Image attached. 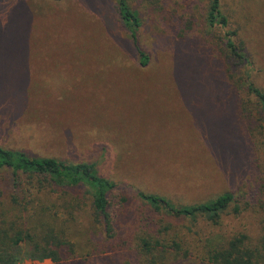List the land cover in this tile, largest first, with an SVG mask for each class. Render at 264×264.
I'll list each match as a JSON object with an SVG mask.
<instances>
[{"label":"rangeland","instance_id":"1","mask_svg":"<svg viewBox=\"0 0 264 264\" xmlns=\"http://www.w3.org/2000/svg\"><path fill=\"white\" fill-rule=\"evenodd\" d=\"M128 1L142 24L138 44L152 59L146 71L137 68L115 0H0V146L93 164L126 187L127 205L142 219L158 217L136 191L163 195L175 205L201 203L229 190L250 200L252 175L264 181V119L252 110L243 135L246 122L217 92L230 67L228 32H236L233 41L243 42L249 61L240 69L232 61L236 76L245 73L264 89V0H220L226 28L207 26L210 0H162L161 10ZM162 12L177 26L164 23ZM154 71L160 89L152 83L153 90L132 94L126 88L124 76L141 78L140 88L155 81ZM193 82L200 90H192ZM182 83L189 90H181ZM28 193L18 206L0 186V231L52 228L71 241L78 256L101 250L88 206L70 209L75 203L69 199L37 189ZM125 217L133 221L131 213ZM162 220L193 249L185 264H202L197 255H206L207 239L216 244L235 233L246 234L249 248L262 251L264 223L253 208L237 216L226 212L215 227L165 215ZM136 251L130 242L119 253L126 264H142ZM169 252L165 264L176 261Z\"/></svg>","mask_w":264,"mask_h":264},{"label":"trees","instance_id":"2","mask_svg":"<svg viewBox=\"0 0 264 264\" xmlns=\"http://www.w3.org/2000/svg\"><path fill=\"white\" fill-rule=\"evenodd\" d=\"M141 1L153 9L159 5L161 10L162 0ZM115 13L126 29L138 56L137 68L145 71L151 69L152 59L146 48L138 44V32L142 27L139 14L130 7L128 0H115ZM160 19L171 24L169 26H177L165 12H162ZM205 20L207 26L211 28L215 26L226 28L228 20L221 11L220 0L209 1ZM235 36L236 32H228L225 35L227 59L231 61L230 67L225 70L227 75L225 85L222 91L217 93L222 102L236 106L241 119L246 122L240 126L241 133L245 135L248 130L246 125L252 123V110H257L264 119V89L257 88L245 73L236 76L235 68L240 69L249 61L244 47L242 48L243 42L234 43ZM233 60H236L235 68L232 65ZM179 63L176 60L175 68ZM133 66L135 67V64ZM152 75L155 81L149 82V85L141 84L140 88L137 85L141 78L136 75L124 76L126 88L132 94L142 90H153L150 85L152 83L160 89L158 74L154 71ZM180 87L181 90L188 89L183 83ZM192 90H200L194 82ZM252 178L250 200L229 190L201 203L175 205L163 195L136 191V198L152 209L158 217L142 219L127 205L129 201L124 192L126 187L101 175L93 164L60 160L50 156H31L0 146V186L11 193L10 197L14 204L18 206L23 204V200L29 197L28 192L35 189L40 191V194L65 201L71 200L75 204H68L70 209L80 208L82 203L88 206L92 222L99 227L102 238L100 243L96 244L101 250L87 257L76 255L71 241L52 228L41 233H31L29 229L0 231V264H18L22 259L39 263L49 261V264H126V258L119 252L130 242L135 244L136 255L142 264H165L166 255L171 256L168 254L170 250L174 252L172 255L176 260L173 264H185V261L191 258L193 249L183 242L179 230L170 222H164L162 216L177 221L190 220L195 225L205 222L215 227L221 224L224 213L237 216L248 208H253L256 213L262 214L264 223V181L255 174ZM75 192L82 193L77 195ZM128 213L132 214L131 222L125 217ZM247 241L248 237L244 233H235L216 244L207 239L206 255H197V258L201 257L202 264H264V237L261 239L262 251L249 248Z\"/></svg>","mask_w":264,"mask_h":264},{"label":"built area","instance_id":"3","mask_svg":"<svg viewBox=\"0 0 264 264\" xmlns=\"http://www.w3.org/2000/svg\"><path fill=\"white\" fill-rule=\"evenodd\" d=\"M32 264H39V262H36V261H31Z\"/></svg>","mask_w":264,"mask_h":264}]
</instances>
